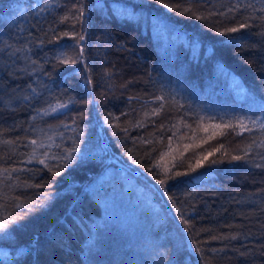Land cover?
I'll return each instance as SVG.
<instances>
[{"label": "trees", "instance_id": "1", "mask_svg": "<svg viewBox=\"0 0 264 264\" xmlns=\"http://www.w3.org/2000/svg\"><path fill=\"white\" fill-rule=\"evenodd\" d=\"M260 8L0 0V264H264Z\"/></svg>", "mask_w": 264, "mask_h": 264}, {"label": "snow or ice", "instance_id": "2", "mask_svg": "<svg viewBox=\"0 0 264 264\" xmlns=\"http://www.w3.org/2000/svg\"><path fill=\"white\" fill-rule=\"evenodd\" d=\"M164 6L165 7H168L167 4H165ZM237 7H239V6H237ZM173 10H175V9H173ZM190 11L191 10L189 9V12ZM228 11L231 12V11H233V9L232 8H229ZM259 11L264 12V8H260ZM80 12H81V15H82L83 14L82 9L80 10ZM181 14L182 15H187L188 12H184V13H181ZM65 19H67V17ZM76 19L79 20L80 17H77ZM197 19H204V17H197ZM262 19H264V18H262ZM245 27H248V25L245 24V23H241V24H239L238 27H232V28L227 29V32L235 33V32H238V31H240L241 29H243ZM227 32L226 33H221V34L222 35H225V34H227ZM64 35H67V33H64ZM73 38H75V37H73ZM79 39L80 40H83L84 39V36L83 35L79 36ZM80 51H81V56H82L83 48H81ZM76 62H77L76 60H67V59H63V60L60 61V63H62V64L76 63ZM25 99H27V97H25ZM158 99L162 100L163 97H159ZM67 107H68V105L66 103H61V104H58L56 106V109L58 110V109L67 108ZM162 107H163V105H161V108ZM154 111L156 112V114H158V110H154ZM45 112H47V109L45 110ZM33 119H35V118L33 117ZM64 127H70V126L69 125H64ZM214 127H220V126L219 125H215ZM234 127H242L244 130H247L249 132H251L252 130H258L260 132H264V118H262L261 120H254V121H252L251 122V127L249 125H244L243 124V121H240L239 124L238 125H235ZM238 134H243V133L241 132V133H238ZM4 143L5 144H10L11 142L10 141H4ZM30 143L32 145H36L37 147H40V146L43 145V141H41L38 144L37 140H31ZM254 144H255V141H254ZM255 146H258V147L264 149V140H261ZM169 147H170V145H169ZM34 155H35V151L32 153V155L29 156V159L26 162L27 163H32L33 162L32 156H34ZM49 155L50 154L46 151L44 153V158L43 159L37 158L36 159V162L37 163H40V164H44L45 163V160L49 158ZM210 155H212V153H208L207 155L203 156L202 158L197 159L196 162H195V166H194L193 170H195V168L201 167L202 166V161H206L208 159V156H210ZM247 155H248V149H245V156H247ZM67 156H68V158H71V152H69L67 154ZM261 158L264 159V157H261ZM233 159H241V157L236 156V157H233ZM212 163L215 164V163H217V161L213 160ZM255 166L256 167H264V164H256ZM49 170L51 171V169H49ZM8 171H9L8 169H5L4 170L5 173H7ZM13 171H21V169H14ZM57 174H59V173L57 172ZM186 174L187 173L175 172L173 175L174 176H181V175H186ZM6 178L7 179H11V176H7ZM157 182L160 183L161 185H165L166 184V181L164 179L158 180ZM169 199H171V197H169ZM177 211L179 212L180 210L177 209ZM184 223H187V221H184ZM4 227H5V225L0 224V230H3ZM232 239H236V237H232Z\"/></svg>", "mask_w": 264, "mask_h": 264}, {"label": "rangeland", "instance_id": "3", "mask_svg": "<svg viewBox=\"0 0 264 264\" xmlns=\"http://www.w3.org/2000/svg\"><path fill=\"white\" fill-rule=\"evenodd\" d=\"M206 95H208V92L204 95V97H205L204 101L211 107V109H213V110L216 109L220 99L215 94H211L208 96H206ZM222 102H224V101H222ZM224 103H226V102H224ZM211 125H213V124H211ZM209 127H212V126H209ZM121 262H124V260H122ZM117 264H121V263L119 261H117Z\"/></svg>", "mask_w": 264, "mask_h": 264}]
</instances>
